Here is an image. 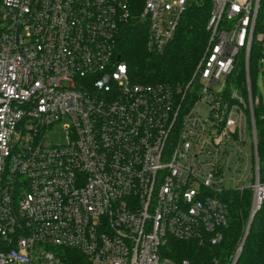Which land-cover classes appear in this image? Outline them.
Wrapping results in <instances>:
<instances>
[{"label":"built area","instance_id":"obj_1","mask_svg":"<svg viewBox=\"0 0 264 264\" xmlns=\"http://www.w3.org/2000/svg\"><path fill=\"white\" fill-rule=\"evenodd\" d=\"M209 2L204 50L172 85L133 83L115 52L130 0H0V264H64V249L91 264H192L162 250L218 245L229 189L250 191L245 235L264 197L248 71L250 58L264 69V0ZM193 4L144 0L149 52Z\"/></svg>","mask_w":264,"mask_h":264},{"label":"trees","instance_id":"obj_2","mask_svg":"<svg viewBox=\"0 0 264 264\" xmlns=\"http://www.w3.org/2000/svg\"><path fill=\"white\" fill-rule=\"evenodd\" d=\"M131 13L121 27L115 45L117 56L126 64L128 76L133 83L177 84L188 80L200 58L207 39L206 24L210 15L209 0H197L184 13L173 41L165 51L156 55L147 50V27L140 17L144 0H130ZM252 58L248 60L251 97H255L252 78ZM232 83H243V67L238 64L234 70ZM252 115L256 136V152L260 163L258 181L264 184V109L260 103L253 104ZM226 204V224L221 228L218 245L181 242L168 239L162 253L165 258L179 263L188 260L192 264H229L234 251L240 245L235 264H264V197L253 214L244 235L248 219L250 191L242 193L227 190L224 193ZM2 240L0 239V245ZM1 247V246H0ZM64 264H91L75 250H61Z\"/></svg>","mask_w":264,"mask_h":264},{"label":"rangeland","instance_id":"obj_3","mask_svg":"<svg viewBox=\"0 0 264 264\" xmlns=\"http://www.w3.org/2000/svg\"><path fill=\"white\" fill-rule=\"evenodd\" d=\"M252 78H253V87L255 90V96L259 98V103L264 109V69H260L258 63L252 59ZM202 113L206 114L205 107L201 108ZM68 124L66 119L62 120L53 128L52 141L54 144L64 143L66 140L64 125ZM235 159L234 157L232 158ZM232 163V161H231ZM233 165V164H232ZM230 173H227L229 175ZM238 173H234V177L237 178ZM231 182L224 183L225 187L232 188Z\"/></svg>","mask_w":264,"mask_h":264},{"label":"water","instance_id":"obj_4","mask_svg":"<svg viewBox=\"0 0 264 264\" xmlns=\"http://www.w3.org/2000/svg\"><path fill=\"white\" fill-rule=\"evenodd\" d=\"M253 214H254V213H253ZM253 214H251V216H250V218H249V220H248L247 227H246V232H247V230H248V226H249L250 221H251V219H252V217H253ZM245 234H246V233H245ZM238 255H239V254H238ZM238 255L235 257V259H234V261H233V264H235Z\"/></svg>","mask_w":264,"mask_h":264}]
</instances>
